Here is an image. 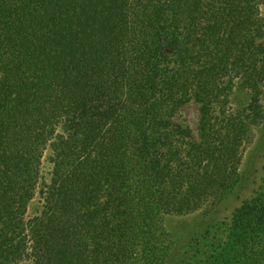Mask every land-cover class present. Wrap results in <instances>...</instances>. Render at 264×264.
<instances>
[{"label":"trees","instance_id":"16d2710c","mask_svg":"<svg viewBox=\"0 0 264 264\" xmlns=\"http://www.w3.org/2000/svg\"><path fill=\"white\" fill-rule=\"evenodd\" d=\"M263 8L0 0V264H139V247L170 261L151 250L161 218L216 202L264 120ZM236 85L247 102L230 111ZM190 101L196 136L174 120ZM250 217L264 232V206Z\"/></svg>","mask_w":264,"mask_h":264},{"label":"rangeland","instance_id":"374dc122","mask_svg":"<svg viewBox=\"0 0 264 264\" xmlns=\"http://www.w3.org/2000/svg\"><path fill=\"white\" fill-rule=\"evenodd\" d=\"M262 14L264 16V8ZM247 95L236 85L229 110L246 106ZM174 120L196 136L198 104L190 101L175 115ZM240 154L238 175L216 202L187 215L161 218L162 233L158 235L160 246L151 250H155L154 254L157 255L168 252L172 255L170 261L159 264H264V232L257 233L252 229L250 217L254 206H264V120L250 127V134L242 144ZM50 155L51 151L47 148L41 167L42 177L46 179L52 170ZM39 201L36 197L29 204L28 219L40 213ZM139 250L138 262L144 264L143 247H139Z\"/></svg>","mask_w":264,"mask_h":264}]
</instances>
